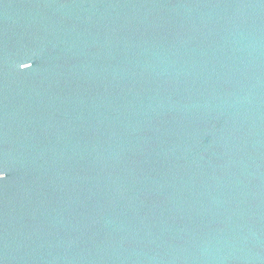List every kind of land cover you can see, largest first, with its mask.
Instances as JSON below:
<instances>
[{
  "label": "water",
  "instance_id": "95a60500",
  "mask_svg": "<svg viewBox=\"0 0 264 264\" xmlns=\"http://www.w3.org/2000/svg\"><path fill=\"white\" fill-rule=\"evenodd\" d=\"M0 264H264V0H0Z\"/></svg>",
  "mask_w": 264,
  "mask_h": 264
}]
</instances>
